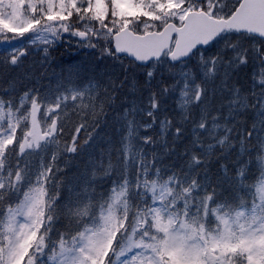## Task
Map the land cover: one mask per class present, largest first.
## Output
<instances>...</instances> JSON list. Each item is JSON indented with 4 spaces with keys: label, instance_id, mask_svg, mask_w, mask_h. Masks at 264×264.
<instances>
[{
    "label": "snow or ice",
    "instance_id": "obj_1",
    "mask_svg": "<svg viewBox=\"0 0 264 264\" xmlns=\"http://www.w3.org/2000/svg\"><path fill=\"white\" fill-rule=\"evenodd\" d=\"M0 264H264V0H0Z\"/></svg>",
    "mask_w": 264,
    "mask_h": 264
},
{
    "label": "trees",
    "instance_id": "obj_2",
    "mask_svg": "<svg viewBox=\"0 0 264 264\" xmlns=\"http://www.w3.org/2000/svg\"><path fill=\"white\" fill-rule=\"evenodd\" d=\"M70 56H75V53H69L67 55L64 54V49H59L56 52L53 53V57L55 59L59 60H65L67 61L69 59Z\"/></svg>",
    "mask_w": 264,
    "mask_h": 264
},
{
    "label": "rangeland",
    "instance_id": "obj_3",
    "mask_svg": "<svg viewBox=\"0 0 264 264\" xmlns=\"http://www.w3.org/2000/svg\"><path fill=\"white\" fill-rule=\"evenodd\" d=\"M77 54L75 53V56H76Z\"/></svg>",
    "mask_w": 264,
    "mask_h": 264
}]
</instances>
